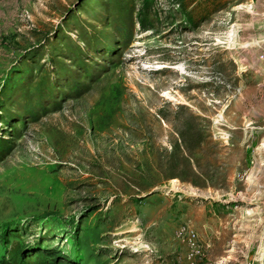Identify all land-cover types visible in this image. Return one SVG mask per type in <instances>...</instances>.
Segmentation results:
<instances>
[{
    "label": "rangeland",
    "instance_id": "374dc122",
    "mask_svg": "<svg viewBox=\"0 0 264 264\" xmlns=\"http://www.w3.org/2000/svg\"><path fill=\"white\" fill-rule=\"evenodd\" d=\"M263 9L0 0V119L24 118L0 121V262L19 242L54 264H189V223L202 264H264Z\"/></svg>",
    "mask_w": 264,
    "mask_h": 264
},
{
    "label": "trees",
    "instance_id": "16d2710c",
    "mask_svg": "<svg viewBox=\"0 0 264 264\" xmlns=\"http://www.w3.org/2000/svg\"><path fill=\"white\" fill-rule=\"evenodd\" d=\"M81 39L89 46H97L98 44V40L92 41L90 40V38L88 39L85 35H81ZM77 44L78 45L76 44L72 45V47L73 46L74 47L70 49L72 53L69 54L68 58L75 60V63L80 68H82L83 72L89 75V72L91 70L90 68L92 65H90V63L86 61L85 53H84L85 51L83 50V46H81V43L79 42ZM56 55H57L56 57L57 60H59L61 54L58 53ZM59 61L61 62V59ZM47 81L48 79L46 80V82ZM78 83L81 84L80 81H78ZM72 88L73 91L78 92L81 91L82 86L78 87L77 85V86H73ZM37 97H40V95L38 94ZM34 105H32L33 106L32 109L30 108V110L29 109L28 110L30 111L29 113H31L30 115L31 117H33L34 119H38L42 112L39 109H36ZM44 106L45 108H48L47 105ZM19 115H21V113L17 114V116ZM23 119H24L23 117H20L18 118V120L15 119L14 121L12 117L9 118L8 116H6V117H2L0 121L6 122L9 126H11L10 130H14V131H11L10 135L16 136L15 132L19 130L17 124L18 122L23 121ZM13 145H14V137L5 135V133L0 135V161L3 160L9 154V152L13 148ZM54 263H55L54 261H52L45 255L43 250L32 249L28 244L19 243V242L11 246L7 250V253L3 255L0 262V264H54Z\"/></svg>",
    "mask_w": 264,
    "mask_h": 264
},
{
    "label": "built area",
    "instance_id": "2783aa9c",
    "mask_svg": "<svg viewBox=\"0 0 264 264\" xmlns=\"http://www.w3.org/2000/svg\"><path fill=\"white\" fill-rule=\"evenodd\" d=\"M177 233L188 247L186 257L189 264H202L205 245L200 232L191 224L184 223L179 227Z\"/></svg>",
    "mask_w": 264,
    "mask_h": 264
},
{
    "label": "crops",
    "instance_id": "0c3cea01",
    "mask_svg": "<svg viewBox=\"0 0 264 264\" xmlns=\"http://www.w3.org/2000/svg\"><path fill=\"white\" fill-rule=\"evenodd\" d=\"M262 12H264V9H263V11ZM261 39L262 40H264V36L263 37H261ZM210 244V243H209ZM232 248H230V249H228V250H231ZM223 258H224V260H225V262L227 261V262H229V261H233L232 259L234 258H236V255L235 254H232V253H229L228 255H223ZM244 262H246V260L244 259L243 260Z\"/></svg>",
    "mask_w": 264,
    "mask_h": 264
}]
</instances>
